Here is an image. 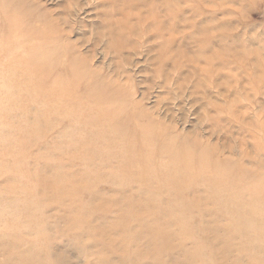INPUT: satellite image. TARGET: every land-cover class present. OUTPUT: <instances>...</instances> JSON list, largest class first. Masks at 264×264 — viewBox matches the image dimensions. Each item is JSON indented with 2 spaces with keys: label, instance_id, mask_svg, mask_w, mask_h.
Listing matches in <instances>:
<instances>
[{
  "label": "rangeland",
  "instance_id": "1",
  "mask_svg": "<svg viewBox=\"0 0 264 264\" xmlns=\"http://www.w3.org/2000/svg\"><path fill=\"white\" fill-rule=\"evenodd\" d=\"M251 173L264 0H0V264H264Z\"/></svg>",
  "mask_w": 264,
  "mask_h": 264
},
{
  "label": "bare ground",
  "instance_id": "2",
  "mask_svg": "<svg viewBox=\"0 0 264 264\" xmlns=\"http://www.w3.org/2000/svg\"><path fill=\"white\" fill-rule=\"evenodd\" d=\"M150 27V26H149ZM167 31V30H166ZM166 46V45H165ZM34 50H36V55H39L43 50H44V46H37V48L35 47V49ZM45 60H49V58H47V59H45ZM136 112V111H135ZM146 148V147H145ZM185 158H187V157H185ZM221 161L222 160H213V162L214 163H218V164H220L221 163ZM183 162V165H185V163H187L188 164V167L185 169V170H189V167H190V163L187 161V160H183L182 161ZM204 163H210V161L208 160V159H203V158H201V159H199L198 160V162L195 164V170H196V175L195 176H198V177H201V176H203V174H204V172H205V167L203 166V164ZM220 172L222 173H220L221 175H223V177L224 178H226V175L224 174V173H228L229 175V179L232 177V179L234 180V178H233V176L235 175V179H239V174H241L242 172L241 171H235V172H233V171H227V170H225V169H220ZM233 176H232V175ZM246 177V179H248V180H250V181H253V179H262V178H264L263 176H262V178H257V177H259L258 176V174L256 173V175L254 176V174L253 173H251V176H248V175H246L245 176ZM255 186H257L256 188H258V189H263L264 190V180L262 181V182H258L257 183V185H255ZM66 193L65 192H62V194L61 195H65ZM90 209L92 210L93 208L92 207H90ZM89 210V209H88ZM68 224V223H67ZM61 231H62V229H60ZM155 238V237H154ZM112 241V240H111ZM152 241H153V244H157V242H158V239L157 238H155V239H152ZM171 241H173V240H171ZM102 244H107L106 242H104V241H102ZM147 244H149L148 242H147ZM21 248H19V250H11L10 252H9V257H11V258H13V259H15L16 261H19L20 260V262H21V264H33L32 263V261H31V258H33V255H31V254H24L23 252H22V250H20ZM86 249L87 248H85V250H84V253L86 252V254L88 255V253H89V251L91 250V249H89V251H86ZM0 251H5V247H2V248H0ZM5 253V252H4ZM180 254V257H184L183 259H185L186 258V256H184L183 255V252H179ZM8 264H19V263H14V262H12V261H10Z\"/></svg>",
  "mask_w": 264,
  "mask_h": 264
}]
</instances>
